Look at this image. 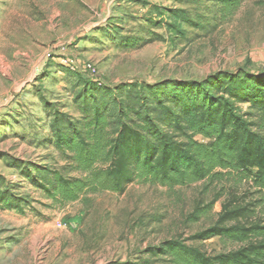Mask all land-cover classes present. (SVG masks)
Here are the masks:
<instances>
[{"label":"rangeland","instance_id":"rangeland-1","mask_svg":"<svg viewBox=\"0 0 264 264\" xmlns=\"http://www.w3.org/2000/svg\"><path fill=\"white\" fill-rule=\"evenodd\" d=\"M181 9L201 26L174 16ZM217 9L207 0H0V264H167L149 251L213 226L231 194L250 202L262 197L237 172L222 183L174 189L135 180L122 193L98 192L67 205L17 187L25 163L42 165L48 154L50 146L42 145L53 137L57 110L79 120L85 99L106 97L113 107L127 84L151 91L240 70L263 74L264 0H246L226 20ZM152 33L162 38L126 46ZM63 59L78 71L61 67ZM8 196L33 198L17 212L3 207ZM214 199L207 215L189 220L198 204ZM261 205L255 217L264 219ZM196 245L210 255L238 248L220 238Z\"/></svg>","mask_w":264,"mask_h":264},{"label":"trees","instance_id":"trees-1","mask_svg":"<svg viewBox=\"0 0 264 264\" xmlns=\"http://www.w3.org/2000/svg\"><path fill=\"white\" fill-rule=\"evenodd\" d=\"M207 1L218 6L220 18L226 20L246 0ZM173 13L183 23L201 26L184 9ZM152 34L151 40L137 37L126 46L139 49L162 38ZM61 67L68 69L62 63ZM123 88L127 95L113 107L106 97L85 99L79 120L55 111L53 137L42 145L50 150L41 157L42 165L25 163L17 187L32 186L34 193L67 205L98 192L122 193L135 180L174 189L222 183L237 172L252 182L261 198L250 202L247 195L231 194L213 226L149 252L167 264H264V219L255 217L257 206L264 205V73H221L203 83L172 81L151 91L132 84ZM239 104L249 111L243 113ZM32 198L13 201L8 196L3 207L23 212L21 202L29 204ZM216 201L198 204L189 220L199 221ZM214 238L238 248L210 255L196 245Z\"/></svg>","mask_w":264,"mask_h":264},{"label":"built area","instance_id":"built-area-1","mask_svg":"<svg viewBox=\"0 0 264 264\" xmlns=\"http://www.w3.org/2000/svg\"><path fill=\"white\" fill-rule=\"evenodd\" d=\"M61 62H62V64L64 66L68 67L71 71H73V72H77L78 71L77 66L72 61H68L66 59H63ZM85 70L88 71L89 73H91L92 75H96L97 74V71H96L95 67H93L92 65H87L85 67ZM99 85H101V83H99ZM62 226H63L62 223L58 224L59 228H62Z\"/></svg>","mask_w":264,"mask_h":264}]
</instances>
